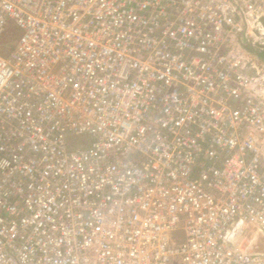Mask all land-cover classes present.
Here are the masks:
<instances>
[{"label": "built area", "instance_id": "2783aa9c", "mask_svg": "<svg viewBox=\"0 0 264 264\" xmlns=\"http://www.w3.org/2000/svg\"><path fill=\"white\" fill-rule=\"evenodd\" d=\"M264 0H0V264H264Z\"/></svg>", "mask_w": 264, "mask_h": 264}, {"label": "flooded vegetation", "instance_id": "af4514ba", "mask_svg": "<svg viewBox=\"0 0 264 264\" xmlns=\"http://www.w3.org/2000/svg\"><path fill=\"white\" fill-rule=\"evenodd\" d=\"M261 55V56H260ZM259 57H263V60L261 61L264 64V54H259ZM262 59V58H261Z\"/></svg>", "mask_w": 264, "mask_h": 264}, {"label": "rangeland", "instance_id": "374dc122", "mask_svg": "<svg viewBox=\"0 0 264 264\" xmlns=\"http://www.w3.org/2000/svg\"><path fill=\"white\" fill-rule=\"evenodd\" d=\"M259 54L260 53H256V55L255 56H257V57H259ZM261 56V55H260ZM262 58V60H263V57H260V59ZM264 65V64H263Z\"/></svg>", "mask_w": 264, "mask_h": 264}, {"label": "trees", "instance_id": "16d2710c", "mask_svg": "<svg viewBox=\"0 0 264 264\" xmlns=\"http://www.w3.org/2000/svg\"><path fill=\"white\" fill-rule=\"evenodd\" d=\"M262 55H263V53H262Z\"/></svg>", "mask_w": 264, "mask_h": 264}]
</instances>
